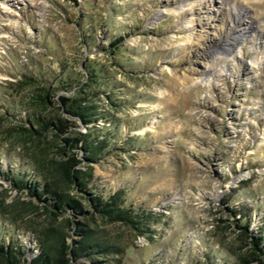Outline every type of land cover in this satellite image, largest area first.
<instances>
[{
    "label": "rangeland",
    "instance_id": "rangeland-1",
    "mask_svg": "<svg viewBox=\"0 0 264 264\" xmlns=\"http://www.w3.org/2000/svg\"><path fill=\"white\" fill-rule=\"evenodd\" d=\"M84 60L102 68V91L90 97L102 117L88 125L106 126L110 142L94 162L78 151L76 166L91 173L97 195L121 189L123 206L146 221L139 229L86 203L82 214L51 215L1 175L37 177L27 155L36 147L27 151L11 132L35 127L33 110L76 122L52 141L47 161L66 160L62 139L88 131L31 98L34 83L56 101L99 88ZM66 77L72 86L61 88ZM65 218L113 247L71 264H231L246 249L242 222L264 242V0H0V235L21 245L18 263L27 264L34 230Z\"/></svg>",
    "mask_w": 264,
    "mask_h": 264
},
{
    "label": "trees",
    "instance_id": "trees-1",
    "mask_svg": "<svg viewBox=\"0 0 264 264\" xmlns=\"http://www.w3.org/2000/svg\"><path fill=\"white\" fill-rule=\"evenodd\" d=\"M122 38V36H119L108 43L109 47L113 48V52L118 49V42ZM88 61L90 60L88 59ZM88 61H82L85 76L99 88L93 87L90 91L81 93L82 95L76 92L75 95L69 97L57 96L56 101L53 99L54 93L48 86H40L34 83L33 95L31 96L32 102H35L34 104L40 109L47 110L49 107H53L52 112L56 113L57 111V114H59L60 111L65 115L75 116L84 125H88L90 122L94 123L98 116L102 117V115L98 110V106L90 102V97L102 91L99 86L101 82L97 83V78L102 68ZM66 79L67 81L62 79V82H59L61 88L67 89L72 86L71 78L66 77ZM38 111L35 109L31 113V120L35 123V127L24 126L21 123L11 127V132L24 149L29 151L30 145L28 144L36 147L37 150L35 152H27V155L33 162L31 167L34 165L38 171V178L36 177L35 180L32 179L29 183H26L24 179L17 178V175L10 169L11 171H3L1 174L5 180L7 179L16 187L29 188L30 194L41 201L43 207L51 215L58 216L64 212H70L75 215L82 214L83 205L86 203L108 218L124 220L132 224L133 228L139 229V225L146 221L145 219L136 220L137 215H133L130 208L123 206L121 199L123 191L117 189L106 197L101 194L97 195L91 186L88 185L92 178L91 173L82 171L76 166L81 162L75 156L78 151L82 152L81 157L84 160L94 162L99 155H102L108 149L110 142L108 141L110 133L108 128L106 126L97 127L91 125L90 127L88 125L87 132H77L76 135L63 138V144L60 145L59 150L63 152L65 149L69 150L71 152L69 157L64 161L56 158L47 161L45 155L49 153V147L53 144L52 141L56 139L59 132L67 130L70 126L75 125L76 122L74 120H65L64 117H61V113L56 115L50 112L42 113ZM28 120V117H25L24 122ZM54 120H57V124L51 128ZM48 129L53 132L52 135L54 137L49 141H45L43 138ZM8 133L11 134L9 130ZM129 143V141H125L124 145ZM73 149H77V151H73ZM33 176H35L34 171ZM47 177H50L52 182H46ZM36 179L40 180L37 181ZM69 189H75L76 193H71ZM228 210L233 217L242 212V210H233V208ZM62 222L58 227L50 229L44 227L41 230H34L37 251L32 254L27 264H71L72 260H76L82 255L89 256L93 251H106L113 248L103 241L93 240L89 228L80 227L74 219L65 218ZM235 225L240 230L238 232L240 236L246 240V249L242 257H237L231 264H251V259H256L260 264H264L263 233L261 231L256 234L252 233L247 224H243V222ZM66 227L78 236L75 244L67 242L70 234L66 232ZM3 238L4 236L0 235V264H19L18 257L23 256L25 250L12 238L7 243L4 242ZM28 249H31V247H28ZM259 254L262 258H260ZM207 257L209 259V255ZM206 264L214 263L208 262Z\"/></svg>",
    "mask_w": 264,
    "mask_h": 264
},
{
    "label": "bare ground",
    "instance_id": "bare-ground-1",
    "mask_svg": "<svg viewBox=\"0 0 264 264\" xmlns=\"http://www.w3.org/2000/svg\"><path fill=\"white\" fill-rule=\"evenodd\" d=\"M243 29V28H242Z\"/></svg>",
    "mask_w": 264,
    "mask_h": 264
}]
</instances>
